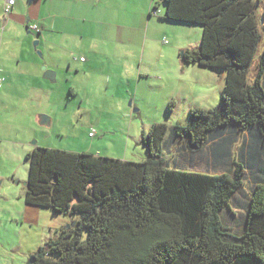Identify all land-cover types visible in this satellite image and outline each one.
<instances>
[{"label": "trees", "instance_id": "16d2710c", "mask_svg": "<svg viewBox=\"0 0 264 264\" xmlns=\"http://www.w3.org/2000/svg\"><path fill=\"white\" fill-rule=\"evenodd\" d=\"M159 5L160 21L201 28L199 47L181 62L223 74L220 102L190 109L184 127L151 125L140 163L42 147L28 153L25 204L74 223L39 248L33 264H264V180L251 189L242 232H232L222 215L245 168L186 172L170 168L162 152L167 134L199 150L229 129L264 150V11L259 21L253 0H159L152 12Z\"/></svg>", "mask_w": 264, "mask_h": 264}, {"label": "rangeland", "instance_id": "374dc122", "mask_svg": "<svg viewBox=\"0 0 264 264\" xmlns=\"http://www.w3.org/2000/svg\"><path fill=\"white\" fill-rule=\"evenodd\" d=\"M139 2L102 0V4L112 9L108 11L109 18L117 19L123 27L121 30L109 27L110 34L132 38L133 50L140 53L144 50V57H147V60L145 58L142 60V67L152 73L150 77L163 78L162 91L154 90L152 94L146 91L145 95L142 92L146 90L144 86L147 84L155 86L158 80L141 83L136 108L130 106L131 94H126L128 98L122 97V88H118V92L115 89L113 92L112 88L106 91L96 75L91 76L89 83H81L82 76L69 75L66 79L62 73H59L58 79L53 83L44 81L41 70L47 67L44 65L38 46H33L38 41V35L17 29L0 11V81L3 80L0 88L1 190L12 189L21 193L25 189L28 165L23 147L18 143H25L28 146L39 144L44 147H59L61 150L73 153H90L114 160L140 163L147 158V150L140 144V136L146 135L151 125L163 123L168 127L174 125L184 127L190 109L208 110L218 106L224 84L223 77L218 72L197 66L188 67V70H177V68L163 70L159 63L158 54H162L161 63H163L167 59V49L176 43H185L188 40L193 42L196 39V47H198L201 28L158 22L157 17L152 15V8L153 3H158L159 0L151 1L147 10L142 6L144 0ZM263 6L264 0H261L256 10L259 21ZM158 10L161 13L163 6L159 5ZM146 24L149 25L148 30ZM132 27L135 29H128ZM259 27L261 29L262 25ZM96 29L97 33L107 30L104 27ZM6 40H10L8 46ZM24 42L28 43L32 56L38 64L36 76L39 79L35 76L30 78V68L27 64L29 61L20 55L21 45ZM263 48L264 33L257 57ZM15 58H20L19 65L16 64ZM97 59L101 62L100 58ZM119 59L122 64L124 61L122 62L121 57ZM174 60L176 61V56ZM125 63L129 62L125 61ZM99 67L100 65L96 63L94 68ZM255 69L254 64L250 70V80L255 75ZM42 82L46 84V89L39 87L38 83ZM75 83L80 90H77L75 96H71L69 88ZM132 87L134 91L135 85ZM170 90L172 98L167 104L168 112H166V108H160L161 97L170 93ZM133 109H138V113H133ZM41 117L51 121L49 125L41 126ZM184 150L180 155L174 151L166 155L170 166L178 161L177 164L181 166L179 169L186 172L199 174H208L206 171L221 172V169L211 168L207 148L201 147L195 151L188 148ZM247 193V188L244 187L240 194L247 195ZM229 216L228 211L223 212L222 217L227 225L230 223ZM75 218L78 219L79 216ZM6 237L7 239L4 237V240L8 241L10 247L15 248L16 241H20L13 234Z\"/></svg>", "mask_w": 264, "mask_h": 264}, {"label": "crops", "instance_id": "0c3cea01", "mask_svg": "<svg viewBox=\"0 0 264 264\" xmlns=\"http://www.w3.org/2000/svg\"><path fill=\"white\" fill-rule=\"evenodd\" d=\"M151 1L153 2V0H144L142 6L147 10ZM137 2L140 3L139 0ZM255 2L258 3L257 7L261 4V0H255ZM4 5L5 0H0L2 13ZM262 8L263 12L264 6ZM110 9L109 6L102 4V0H34L30 5L28 0H16L7 20L17 29H24L27 32H29V26L38 27L37 46L44 60V65L48 71L55 72V79L50 82H55L59 73H62L66 79L69 75L82 76L81 83H89V80L92 79L91 76L96 75L106 91L112 88L113 92L114 89L118 92V88H122V97L128 98L129 96L126 94H131L132 103L130 106L136 108L141 83L147 80H158L155 86L151 84L144 86L146 90L142 92L145 95L146 91L152 94L154 90L160 89L162 91L164 88L162 87L163 78L160 79V76L157 78L150 77L152 73L142 67V60L145 58L144 50L143 53L133 50L132 38L110 34L108 29L111 26L117 30L123 28L117 19L109 18L108 11ZM156 19L158 22L169 23L160 21L158 17ZM260 25L263 26L262 23ZM97 27H104L107 30L97 33ZM148 29L149 25L146 24V30ZM9 41H5L6 46L9 45ZM27 44V42L22 43L20 55L29 61L27 64L30 68V78L35 76L36 79H39L36 76L38 64ZM196 46V39L193 42L188 40L185 43L172 45L171 48L167 49V59L163 63H161L162 54H158L161 68L163 70L176 68L177 70H188V67H194L195 65L183 64L180 54L184 51L195 50L198 48ZM175 56L176 61L174 60ZM97 57L100 58L101 62L98 61ZM120 57L122 62L124 61L122 64H120ZM146 58L145 60H147ZM80 59H84V61H80ZM14 60L17 65L21 62L20 58ZM125 61L129 63L127 64ZM96 63L100 65V69L94 68ZM219 75L223 77V74L219 73ZM44 81L49 80L44 79ZM38 85L42 89L47 88L44 82L38 83ZM132 85H135L134 91ZM77 90L80 88L75 83L73 87L69 88V94L75 96ZM171 98L170 90V93L161 97L160 108H166V112H168L167 104ZM137 110L133 109V113H138ZM249 140L248 133L229 129L211 137L210 141L203 146L209 151L211 168L221 169L220 173L206 171L208 173L206 175L231 173L235 163L241 164L245 168L242 189L247 188L248 193L247 195L240 194L241 189L234 195L228 211L230 223L228 225L225 223L232 232L236 230L242 232L251 189L257 182L264 180V150ZM18 144L23 147L26 155L36 147L61 150L59 147H44L39 144L29 146L25 143ZM185 148H187L186 141L174 140L170 134H167L162 152L163 158L170 168L179 169L181 166L177 164L178 161L173 162L170 166L166 155H170L173 151L180 155V152L185 151ZM24 195L25 189L21 193L14 192L12 189H0V264H25L30 256L43 247L48 240L56 236L58 230L66 228L73 222L71 217H64L54 214L49 209L25 204ZM11 234L20 240L16 239L15 248L14 246L10 247L8 241L4 240V237L7 239L6 236Z\"/></svg>", "mask_w": 264, "mask_h": 264}, {"label": "water", "instance_id": "95a60500", "mask_svg": "<svg viewBox=\"0 0 264 264\" xmlns=\"http://www.w3.org/2000/svg\"><path fill=\"white\" fill-rule=\"evenodd\" d=\"M34 0H28V4L30 5ZM38 45V41L33 44L34 47ZM183 53L180 54L182 56ZM43 72V78L49 81H53L55 79V74L51 71L46 70V68H42L41 70ZM40 125L41 126H47L49 125V120L45 117L40 118ZM189 149L195 151L197 150L196 147L189 146ZM74 226V223H71L70 225L66 226V229H69L70 227ZM34 263V257L30 256L28 258V261L26 264H33Z\"/></svg>", "mask_w": 264, "mask_h": 264}, {"label": "built area", "instance_id": "2783aa9c", "mask_svg": "<svg viewBox=\"0 0 264 264\" xmlns=\"http://www.w3.org/2000/svg\"><path fill=\"white\" fill-rule=\"evenodd\" d=\"M15 3H16V0H5V5H4V8H3V15L4 16L10 15L13 7L15 6ZM152 15L155 16V17H158L160 15L159 10L153 11ZM28 31L30 33H33V34H38L39 33V29L35 25L29 26L28 27ZM80 61H83V59H80ZM2 82H3V80L0 81V88H1V83Z\"/></svg>", "mask_w": 264, "mask_h": 264}]
</instances>
